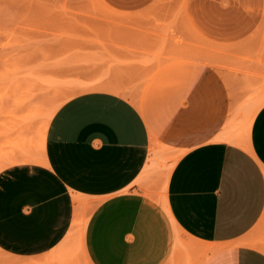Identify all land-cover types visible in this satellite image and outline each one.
<instances>
[{
  "label": "crops",
  "instance_id": "0c3cea01",
  "mask_svg": "<svg viewBox=\"0 0 264 264\" xmlns=\"http://www.w3.org/2000/svg\"><path fill=\"white\" fill-rule=\"evenodd\" d=\"M111 70L1 159L0 264H76L77 240L89 264H264V104L248 120L242 88L194 62Z\"/></svg>",
  "mask_w": 264,
  "mask_h": 264
},
{
  "label": "rangeland",
  "instance_id": "374dc122",
  "mask_svg": "<svg viewBox=\"0 0 264 264\" xmlns=\"http://www.w3.org/2000/svg\"><path fill=\"white\" fill-rule=\"evenodd\" d=\"M170 61L241 87L249 120L264 104V0H0V162L35 149L54 110L113 67L147 72ZM251 238L264 246V218ZM71 256L88 264L78 240Z\"/></svg>",
  "mask_w": 264,
  "mask_h": 264
},
{
  "label": "bare ground",
  "instance_id": "6f19581e",
  "mask_svg": "<svg viewBox=\"0 0 264 264\" xmlns=\"http://www.w3.org/2000/svg\"><path fill=\"white\" fill-rule=\"evenodd\" d=\"M258 110V109H257ZM256 110V111H257ZM256 111L254 112V114L256 113ZM253 114V115H254ZM49 120V119H48ZM74 205H75V216H74V220H73V224H72V229H71V232H70V235L72 237H74L75 235H77V232H79L80 234H82V231H83V228H84V223H82L81 221V218H80V214H81V211L84 209V205L85 203L83 201H80L78 198L74 199ZM74 235V236H73ZM250 242H251V239H249ZM247 241L246 245L250 242H248V240H245ZM244 241V242H245ZM243 242V241H242ZM243 242V244H245ZM256 242V240H254V243ZM253 242L250 243V244H253L252 246L253 247H258L259 250H262L264 252V246H260L261 244L263 243H260L259 246H258V242L254 244ZM249 246V245H248ZM206 249V248H205ZM88 262V260H87ZM89 264V263H88Z\"/></svg>",
  "mask_w": 264,
  "mask_h": 264
}]
</instances>
